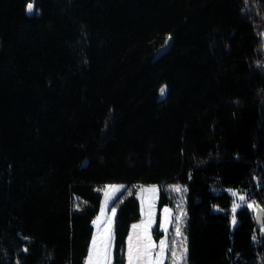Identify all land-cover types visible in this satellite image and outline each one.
Listing matches in <instances>:
<instances>
[{
	"label": "trees",
	"instance_id": "1",
	"mask_svg": "<svg viewBox=\"0 0 264 264\" xmlns=\"http://www.w3.org/2000/svg\"><path fill=\"white\" fill-rule=\"evenodd\" d=\"M30 2L0 0V264H84L109 183L112 264L150 183L186 188L182 264H264L226 190L264 211V0Z\"/></svg>",
	"mask_w": 264,
	"mask_h": 264
},
{
	"label": "rangeland",
	"instance_id": "2",
	"mask_svg": "<svg viewBox=\"0 0 264 264\" xmlns=\"http://www.w3.org/2000/svg\"><path fill=\"white\" fill-rule=\"evenodd\" d=\"M262 37L264 47V35ZM125 188L126 186L123 183H109L100 188L102 194L101 203L98 213L93 219L95 223L92 222L93 232L91 240L93 237L96 238V246L98 249V256L94 259L93 264H112L113 262L115 214L113 213V208L115 209V207L112 206V202ZM174 188H179V191L174 190ZM116 189H118V191ZM135 190L140 205V219L133 222L130 226L129 235L133 238L132 243L142 247L150 242L151 247L148 251L151 255L148 257V260L151 261V264H182L186 256L184 252L186 237L183 232L186 218V188L177 183L163 184L162 186L150 183L139 184L136 186ZM161 190L165 191L171 203L164 204L159 208L158 204ZM226 190L230 196H232V204L229 211L230 226L231 229H234L239 221V209L247 207L253 209L255 213L256 204L248 198V194L244 190L233 188ZM233 192H235L236 195H233ZM241 196L245 197L243 201L240 199ZM237 205L238 207H236ZM249 205H251V207H249ZM234 207L235 211H233ZM165 209H167V211H165ZM214 209L217 211L220 210L218 206H215ZM178 217L179 220L177 219ZM234 219L235 223H233ZM134 224L138 225L135 229L132 227ZM155 227H157V230L154 232ZM177 228L180 230L179 233H177ZM161 240L164 241L163 250H161L160 246ZM128 244L129 241L127 238L124 264H127ZM105 246L107 247V256H105ZM91 247L92 245L90 243L88 251ZM157 253H159V258L156 256ZM84 264H86L85 260Z\"/></svg>",
	"mask_w": 264,
	"mask_h": 264
},
{
	"label": "snow or ice",
	"instance_id": "3",
	"mask_svg": "<svg viewBox=\"0 0 264 264\" xmlns=\"http://www.w3.org/2000/svg\"><path fill=\"white\" fill-rule=\"evenodd\" d=\"M34 10V0H31V2L27 5V11L29 13H32ZM167 43V41H166ZM165 92V88H161V94L163 95ZM118 191V189H116ZM174 190L179 191V188H174ZM233 195H236L235 192H233ZM107 196V193H106ZM241 201L245 199L244 196L240 197ZM238 207V205L236 206ZM251 207V205H249ZM167 211V209H165ZM233 211H235V207L233 208ZM113 213H115V209L113 208ZM150 215V213H149ZM179 220V217L177 218ZM95 223V221H93ZM146 223V222H143ZM233 223H235V219L233 220ZM133 229L137 228L138 225H132ZM150 227V224H149ZM179 228H177V233H179ZM111 238V237H109ZM132 236L129 235L128 237V252H127V264H151V261L148 260V257L151 255V253L148 251V249L151 247L150 242L148 244L143 245L142 247L140 245H134L132 243ZM92 247L88 251L85 257L86 264H93L94 259L98 256V249L96 246V238L93 237V239L90 241ZM161 250H163L164 247V241H160ZM27 251V249H25ZM187 249L184 248V252L186 253ZM105 256H107V247L105 246ZM157 258H159V253L156 254Z\"/></svg>",
	"mask_w": 264,
	"mask_h": 264
},
{
	"label": "water",
	"instance_id": "4",
	"mask_svg": "<svg viewBox=\"0 0 264 264\" xmlns=\"http://www.w3.org/2000/svg\"><path fill=\"white\" fill-rule=\"evenodd\" d=\"M166 41H167V43H166ZM170 46H171V38L168 37L164 41V43L158 48V50L154 54L153 59L155 60L158 57H160L161 55H163L164 53H166L169 50ZM263 213H264L263 209L259 205H256L255 213H254V222H255L257 227H262L264 224V216H263L264 214Z\"/></svg>",
	"mask_w": 264,
	"mask_h": 264
},
{
	"label": "crops",
	"instance_id": "5",
	"mask_svg": "<svg viewBox=\"0 0 264 264\" xmlns=\"http://www.w3.org/2000/svg\"><path fill=\"white\" fill-rule=\"evenodd\" d=\"M129 237V233H128V236H127V238ZM126 247H127V240H126Z\"/></svg>",
	"mask_w": 264,
	"mask_h": 264
}]
</instances>
